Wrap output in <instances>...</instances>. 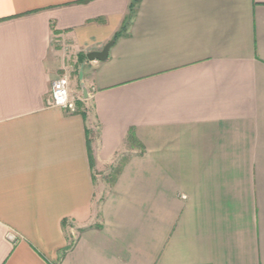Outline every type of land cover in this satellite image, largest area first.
I'll return each instance as SVG.
<instances>
[{"label": "crops", "instance_id": "1", "mask_svg": "<svg viewBox=\"0 0 264 264\" xmlns=\"http://www.w3.org/2000/svg\"><path fill=\"white\" fill-rule=\"evenodd\" d=\"M131 2L0 0V264H264V0Z\"/></svg>", "mask_w": 264, "mask_h": 264}, {"label": "built area", "instance_id": "2", "mask_svg": "<svg viewBox=\"0 0 264 264\" xmlns=\"http://www.w3.org/2000/svg\"><path fill=\"white\" fill-rule=\"evenodd\" d=\"M49 105L61 108L69 113L76 111L75 103L69 97L66 77H61L52 83ZM8 237L13 238L11 234H8Z\"/></svg>", "mask_w": 264, "mask_h": 264}, {"label": "rangeland", "instance_id": "3", "mask_svg": "<svg viewBox=\"0 0 264 264\" xmlns=\"http://www.w3.org/2000/svg\"><path fill=\"white\" fill-rule=\"evenodd\" d=\"M73 60L74 59H72L71 57H68L67 59H65V64H66V66H67V70H66V72H62V74L61 75H64L65 74V77H67L68 78V80L70 81L74 76H75V74L77 73V65L75 64V63H73ZM63 77V76H62ZM66 78V79H67ZM68 80H67V88L69 89V87H70V84L68 83ZM80 88L79 87H77V90H79ZM68 93H69V90H68ZM69 97H70V95H69ZM70 99H72V98H70ZM74 103H76V101H74ZM111 175H112V171H109L108 172V174H106V176H105V179L106 180H109L110 179V177H111Z\"/></svg>", "mask_w": 264, "mask_h": 264}, {"label": "water", "instance_id": "4", "mask_svg": "<svg viewBox=\"0 0 264 264\" xmlns=\"http://www.w3.org/2000/svg\"><path fill=\"white\" fill-rule=\"evenodd\" d=\"M113 44V41L108 42L101 51L91 52L86 55L88 61H104L108 56V50Z\"/></svg>", "mask_w": 264, "mask_h": 264}, {"label": "trees", "instance_id": "5", "mask_svg": "<svg viewBox=\"0 0 264 264\" xmlns=\"http://www.w3.org/2000/svg\"><path fill=\"white\" fill-rule=\"evenodd\" d=\"M140 2V0H132V2L130 3L129 5V8H128V11H129V15H128V19H130L131 17H133L134 13H135V8H136V5ZM75 107L76 106V103H75ZM117 173V168H114L112 170V177L113 175H115Z\"/></svg>", "mask_w": 264, "mask_h": 264}]
</instances>
